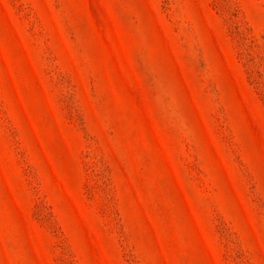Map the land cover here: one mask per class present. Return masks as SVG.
I'll use <instances>...</instances> for the list:
<instances>
[{
  "label": "rangeland",
  "instance_id": "374dc122",
  "mask_svg": "<svg viewBox=\"0 0 264 264\" xmlns=\"http://www.w3.org/2000/svg\"><path fill=\"white\" fill-rule=\"evenodd\" d=\"M0 264H264V0H0Z\"/></svg>",
  "mask_w": 264,
  "mask_h": 264
}]
</instances>
